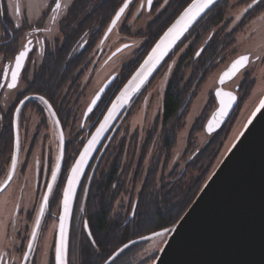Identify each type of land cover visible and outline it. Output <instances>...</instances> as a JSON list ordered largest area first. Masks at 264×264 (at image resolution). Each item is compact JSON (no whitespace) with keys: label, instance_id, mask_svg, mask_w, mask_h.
Masks as SVG:
<instances>
[{"label":"flooded vegetation","instance_id":"flooded-vegetation-1","mask_svg":"<svg viewBox=\"0 0 264 264\" xmlns=\"http://www.w3.org/2000/svg\"><path fill=\"white\" fill-rule=\"evenodd\" d=\"M110 1L111 0H61L62 7L59 13H51L50 9L42 10L49 12L50 15L44 16L42 20L34 21L33 24H29L27 19L30 15L27 14V9L22 4V0H0V13H6V15H0V83H5V81L11 82V71L15 68V56L19 51L23 50L24 45L27 44V47L31 49L25 59L24 67L20 70L17 87L13 89H9L7 86L0 88V184L6 179L8 172L12 168L11 157L13 154H15L17 161L14 176H19V180L22 181L30 163L33 164L34 175L32 188L29 193L25 199L19 196L20 198L14 206L15 210L11 218L15 221V231L13 232L11 229L5 228L6 236L4 229V234L3 236L1 235V240H3L5 244L0 245V255H4L5 258L8 259L9 264H21L23 251L27 250L26 246L31 234V227L34 226L33 221L35 219L34 215H36L38 210L37 205L41 200V195L46 188V181L50 175L49 172L52 167V163L50 162L51 151L49 149L51 144V126L55 127V129L57 127L60 136L61 133L64 136L63 146H61V148L63 147V159L61 160V168L58 173L57 182L49 198L48 210L41 218L38 237L37 240L34 241L37 249L31 255L33 256L35 264H50L42 250L39 249L40 238L49 225L50 220L54 217H52V215H56L53 214L52 210L58 207L56 206V202H59L61 199L62 187L64 186L68 174L67 172L72 161L77 156L78 150L85 143L88 135L93 131L95 125L98 124L108 103L125 82H121L125 76L121 75L122 69L129 61L134 60L150 42L149 38L151 34H145L148 25L162 14L161 19L165 21L168 20V3L169 1L175 3V0H168L167 3H165V0H152V5L149 6L147 0H132L129 8L126 9L115 27L103 40L106 33L105 31L116 12L112 16L109 15L110 18L107 21L108 23L107 25L105 24L104 27H102V20L105 16L99 13L104 5L110 4ZM46 2L51 4L52 0H46ZM250 2L251 0H240L237 4L242 3L243 5H247ZM16 3L22 5L19 17L13 15L11 7ZM123 3L124 1L118 5L115 11ZM142 4L143 6H141ZM235 5L236 4L231 1L232 9L228 14L223 16L221 21L212 26V32L215 33V35L213 34V39L216 40L215 36L220 39V41L216 40L215 46L222 47L223 49L219 57H213L215 60L214 62L218 63L216 66L224 64L227 58L234 53V45L236 43L235 36L238 32L243 31L247 24L264 11V4H261L249 14L241 17L240 20H236L237 16L230 15ZM154 10H156V13L151 17L150 22H148L146 26L138 28V26H136L137 20L143 14H153ZM51 15H55L56 20L53 21L50 18ZM121 21L122 26L117 27ZM16 25H20V27L17 28ZM34 26H46L49 31H37L33 33L32 28ZM91 28H94V30L90 31ZM199 28V32L204 30L202 26ZM114 29H117L119 44H117L116 47H112L109 51L108 49L105 50L104 46L106 41L109 39ZM234 29H236L235 33ZM212 32L209 37L212 35ZM201 37L203 40L206 39L204 44L208 42L209 37L206 38L203 34ZM28 41H31V43L28 44ZM122 45L131 47L134 53L133 56L128 62L122 65L117 73L110 74L107 79L114 76L113 82L109 85L110 87L102 96V99L95 109L85 117L87 106L107 80L97 88L88 102L82 106L81 95L89 92L87 89L88 79L84 82V78L89 72L92 74L93 72L101 71L110 59L123 51L120 50L116 55H113ZM200 47L201 45L198 47L199 52L202 51ZM173 56L174 54L172 53L163 61L157 73H162L164 67L168 68L169 64L172 63ZM213 58H209L206 64L211 65ZM246 72H249V70L246 69L244 74ZM218 87H220L219 83L216 88ZM221 88L223 89V84ZM145 89H147V87L142 88L140 92L143 93ZM238 90L239 86L237 85L236 91L232 92L237 94V102L239 104L240 96H238ZM139 94L140 93H138V95ZM25 96L30 97V99L26 100L24 104L21 105L20 101L23 100ZM40 96L48 102V105H51V109L39 99H36V97ZM212 97L214 100L213 102L216 103L215 92ZM134 100L135 99H133V101ZM17 107L20 108L19 113L16 112ZM53 113H55V115H53ZM57 121L59 122L58 124ZM13 122H15V124ZM74 131V137L69 139L70 133L73 134ZM17 136L19 137L18 149L16 146ZM67 143H71V145L75 143V145L71 146H76V148H74L75 150H73L74 154H72V157L68 155L67 149L69 147ZM193 156L194 155L191 157L193 158ZM96 158L97 155L95 154L92 161H95ZM92 165L93 162L89 164L80 184L79 191L77 192V203L75 202L76 204L72 213V229L80 230L79 224L81 220L83 225L86 220L83 218V215H79L80 213L78 214L81 209L79 199L85 190L86 180L88 179ZM43 179H45V181L42 183ZM117 180L115 182H117ZM119 182L118 180L116 185ZM169 183L170 186L174 185L173 182ZM24 188L25 185L21 184V195L23 194ZM1 192L2 191H0V193ZM120 197H122V195H120ZM134 212L135 209H132L128 219H124V224L131 221L132 224L135 225L136 223L139 225V219L135 218ZM111 213L115 215L114 218L120 215L121 219L123 218L122 214L118 211H113ZM118 219L119 218L115 221L113 220V225ZM11 224L13 223L11 222ZM123 226L116 227L118 228L116 231L122 232L121 229ZM150 233L152 232H147L146 235ZM144 236H137L136 238L138 239ZM142 242H144L143 244L146 247L151 245V255L153 256L156 245L155 238H148ZM77 244V239H74V242L71 241L69 245V248H71L68 251L69 264L73 263L74 253L79 251L76 249ZM84 244L85 242L81 238L79 245L82 246ZM99 245L95 247L96 250L99 248L101 249ZM140 245L139 252L137 253L139 256L138 264H143L145 256H141L143 255L141 248H143L144 245H142V243ZM0 264H3V260H0Z\"/></svg>","mask_w":264,"mask_h":264},{"label":"rangeland","instance_id":"rangeland-1","mask_svg":"<svg viewBox=\"0 0 264 264\" xmlns=\"http://www.w3.org/2000/svg\"><path fill=\"white\" fill-rule=\"evenodd\" d=\"M232 1L236 5L234 6L233 11L230 13V15L238 16L240 12L243 10V8L246 7V5H243L242 3L237 4V2L240 0H232ZM29 2L30 0H22V4L27 9V14L35 16L37 11L40 10L39 9L40 0H31L33 4L31 9H29V7L27 6ZM172 3L173 2L169 1L168 6L170 7ZM155 11L156 10H154L153 14L152 13L143 14L137 20L136 26H138V28H140L141 26H146L148 22H150L151 17L154 16V14L156 13ZM259 15L260 14H258V16ZM129 21L132 22L131 20ZM253 21L247 24L244 30L238 32V34L235 36L236 38V43L234 45L235 50L234 53L227 58V61L224 64L215 66L213 69H210L200 80L201 83L199 84L198 88L195 89L197 84L193 86L192 91L195 89L193 95L192 93H186L180 99L182 108L179 111V113H183L184 115L182 119L183 124L180 125L179 129L176 132L173 148L169 151L162 152L163 150L161 148V144L163 141V137L166 135L165 132L166 126L161 125L162 100L165 95L164 93L166 92L167 87L170 84L169 82L171 81V78H173V75L177 71L178 65L181 64L182 60L187 55L188 43H185L184 45L181 46V48L179 47L177 50H175V53H173L174 54L173 60L171 61L172 63L169 64L171 65V67L169 66L168 68L164 67L162 73L156 72V74L150 78V83L146 86L147 89H145L143 93L140 92L139 95L137 94V96L134 98L135 100L132 102L133 104L132 103L129 104L126 113H123L120 116V119L115 123L116 125L114 127L112 126L113 128L111 127L112 130L109 131L108 133L109 137L104 138L101 144L99 145V147L97 148L95 153L97 155V158L94 161L88 179L86 180V186L84 190L85 193L83 192V195L80 196L79 199L80 205L87 198V194L92 184L90 181L92 180L94 175L98 179L104 178L106 175L110 174L112 168L114 167H116V170H119L120 172L124 173L121 175L122 177H119L118 175L115 179L117 178L126 179V177L127 179H131L134 176L138 178V180H140L147 174V172H149L155 166H158L159 170L156 173L157 179L164 180L166 182L164 185V187L166 188L165 190L163 187H160L162 188L159 191V194L161 196L162 193L165 192L166 190L170 191L169 182H173L174 185L178 183L179 185L176 186H180V184H182V188H186L187 186L190 185L191 176L197 178L200 172L198 171V168L195 169L194 166L191 167L190 164L193 161H195V154L199 150L206 147L205 146L206 143L212 137V135H209L210 133L205 131V122L209 118L208 114L211 115V113L213 112V110L217 105L216 103L213 102L214 100L212 101L211 98H213L212 97L214 93L213 91L218 85V80L222 72L225 71L224 69L236 57L249 54L250 52H258L260 51L261 48H264V21L257 20L256 23H253ZM119 26L120 27L122 26V21L119 22L117 27ZM112 32L113 33L109 36V39L106 41V44L104 46L105 50L108 49V51L112 47H116V45L119 44L117 29H114ZM124 48L125 49H122L123 51L119 52L115 57L110 59L107 62V65L103 67L101 71L93 72L92 74L89 72L86 75V77L84 78V82H86V80L88 79L87 89L89 90V92L81 95L82 106H84L88 102L89 98H91V96L95 93L97 88L100 87V85L107 80L110 74L117 73L118 70L122 67V65L131 59V57L134 54L132 48L131 47H124ZM193 68L195 67H193L192 64L190 63V66L185 72L186 75H188L187 73H189V75L193 76V74L196 72L193 70ZM247 70L252 72V75L250 76L253 77L254 83H251V85H249L250 87L249 90L238 94V96H240L239 104L237 105V108L235 109L233 116L226 123L227 125L225 127L224 138L223 141L218 146L219 149L217 150V154L214 155L215 159L210 163L209 166H208L209 161L204 165L205 170L208 168V172L205 176L206 178L205 181L208 179L207 178L208 175H210V173L216 168L218 163L224 157L223 155L227 152L228 148L231 146L233 141L238 137L239 135L238 133L245 125V122L247 121L248 117L251 115L254 108L257 106L260 97L264 95V61H260L252 64L250 67L247 68ZM245 71L246 70H242V73L244 74ZM243 74H237L236 77L227 81L225 84H223V89L229 91L230 90L236 91L237 85L238 86L242 85ZM107 109H108V105L104 109V112ZM194 126H196L198 129L194 128ZM50 131H51L50 132L51 144L49 149L51 151L50 162L52 163V167H51L52 169L53 167H55L57 157L61 155V141H60V132L58 131L57 127L55 129V127L51 126ZM74 135H75V131L73 132V134L70 133L69 139H72ZM72 145H75V143ZM72 145L70 143V146L68 147H71ZM143 147L147 149L146 153H143V149H142ZM192 155H194L193 158L191 157ZM140 162L142 165H140ZM97 164L98 166H100V169H96L98 167ZM29 165L30 166H28L29 168L26 170L22 181L19 180V176H14L13 174V178L9 182L7 189L0 193V245L5 244L3 240H1L5 228L11 229V231L13 232L15 231L14 229L15 226L11 224V222H13L14 219H12L11 217L13 216V211L15 210L14 206L16 202L21 196L24 197L25 199L30 189L32 188L33 176H34L33 164L30 163ZM51 169L47 181H51L52 179ZM11 170L12 168L10 169V171ZM84 176L85 174L83 175L80 184ZM6 179H4L2 183ZM44 181L45 179H43L42 183ZM21 184L25 185L22 195L20 193ZM46 190L47 188H45L44 192L41 195L42 196L41 200L38 202L37 205L38 210L36 215H34L35 219L39 214V206ZM136 190L137 188H134V191L132 192L131 190L129 191L127 187V189L125 190L126 193L120 199L115 201V204L112 207V211L119 212L125 210L124 212H127V206L128 204H132L131 203L132 195L134 196ZM56 204H57L56 206L58 207H56L55 210H52L53 214L56 215H52V217L53 216L54 217L50 220L49 225L46 227V230L41 236L40 238L41 241L39 245V249L42 250L48 262H51L53 260V254H54L53 247L55 243L54 237L57 229L56 227L57 220L55 216L58 215L57 211L60 209L59 206L60 201L57 202ZM82 208L83 206L81 207V209ZM81 209L79 210L80 213H81ZM35 219L33 221V224H35ZM5 236H6V230H5ZM166 237L167 234L163 236L154 237L156 242L154 251L156 253L153 252L154 253L153 256L151 254L145 255V260L143 261V264L153 263V261L157 257V253L159 249L162 247L163 242L166 240ZM150 246L151 245L147 247L149 248L148 252H151ZM143 255H144V250H143Z\"/></svg>","mask_w":264,"mask_h":264},{"label":"trees","instance_id":"trees-1","mask_svg":"<svg viewBox=\"0 0 264 264\" xmlns=\"http://www.w3.org/2000/svg\"><path fill=\"white\" fill-rule=\"evenodd\" d=\"M122 1L124 0H111L110 4L104 5V7L100 10L99 14L105 16L102 20V27H104L105 24L107 25V21L110 18L109 15L112 16L116 12L115 9L122 3ZM190 1L191 0H175V3L173 2L170 7H168V20H162V14L160 17H158L148 25V28L145 30V34H151V37L149 38L150 42L134 60L129 61L124 66L121 71V75L125 76L121 82L125 81L128 78L130 73L139 65L140 60L148 53L147 51L156 42L159 36L165 31L166 27L169 26L174 18L179 15V13L184 9L186 5L189 4ZM231 1L232 0H218L214 5H212L211 9L201 16V19L191 27V30L188 32V34H186L181 39L180 43L170 53L171 55L179 47L181 48L182 45L188 43L187 55L182 60L181 64L178 65L177 71L173 75V78H171V81L169 82L170 84L168 85L162 100L161 125L166 126V135L163 137V141L161 144V148L163 150L162 152L169 151L173 148L176 132L179 129L180 125L183 124L182 119L184 115L183 113H179L182 108L180 99L186 93H192L193 95L195 89L198 88L199 84L201 83L200 80L203 78V76L218 64L214 62L215 60L213 57H219V55L223 52V49L222 47L215 46L216 40L220 41V39L217 36H215L216 40L213 39L215 33L212 32V26H214L215 23L221 21L223 16L228 14V12L232 9ZM201 26L204 28V30L202 32H199L198 30ZM93 30L94 28L90 29V31ZM211 32L212 35L209 37ZM235 32L236 29H234V33ZM202 34L206 38L209 37L208 42L205 44L204 42L206 41V39H202ZM200 45L202 51L199 52L198 47ZM198 52L200 53V55H197ZM209 58H213L211 65L206 64V62L209 61ZM190 63L193 67H195L193 68V70L196 71L193 76L189 75V73H187L188 75H186L185 73L190 66ZM250 75H252V72L250 71L243 74V82L242 85H239V93L249 90V85H251V83H254V79ZM195 84L197 85L192 91V88ZM211 99L213 101V98ZM115 125L116 124H114L113 127ZM226 125L227 124H224L222 127L217 129L216 132L210 133L209 135H212V137L206 143V147L199 150L195 154V161H193L190 166H194L195 169L198 168V171L200 173L198 174L197 178L191 176L190 185L186 188H182V184H180V186H176L179 185L178 183H176V185L169 187L170 191L166 190L162 193L161 196L159 194V191L162 188L160 187H163L165 190L166 188L164 187V185L166 182L164 180L157 179L156 173L159 170L158 166H155L153 169L147 172V174L140 180H138V178L134 176L131 179H127V177L126 179L117 178L121 182H119L117 185L116 183L118 182V180L115 178L118 175L119 177H122L121 175L124 173L116 170V167L112 169L113 172L111 171L110 174L106 175L104 178L98 179L94 175V177L90 181L92 184L90 186V190L87 194L86 200L83 203L80 202L81 207L83 206V208L81 209V213L78 212V214L80 213L79 215H83V218L87 220L85 221L88 224L89 231L92 233L93 239L97 242V245L100 244L99 246L101 247V249L99 248L98 250H96L90 244V241L87 239L88 235L84 231L82 220L79 224L80 230L72 229L70 222V230L68 234V251L71 249L69 248V245L71 244V241L74 242V239H77L78 241L76 249L79 250L78 252L74 253L75 256L73 258L72 264H102L105 259H108V257L110 255H113L116 250H118L120 247H123L130 241L131 244L128 245V248L124 249L123 253H120L118 255V258L115 259V264H138L139 256L137 255V253L139 252L141 246L140 244L142 243V245H144V242L136 241V243H132V241H134L133 239L136 240L137 236H144L147 232H156L157 230L170 228L185 212V210L188 208V205L193 201L194 197L200 190V187L205 182V176L208 172V168L205 170L204 165L209 161V166L210 163L215 159L214 155L217 154V150L219 149L218 146L223 141ZM194 128L197 127L194 126ZM106 137L109 136L107 135ZM67 146H70V143H67ZM74 148H76V146L69 147L67 149L68 155L71 157L73 154V150H75ZM142 149L143 153L147 152V149H145V147H143ZM92 162L94 163V161ZM140 165H142L141 162ZM96 169H100V166H98ZM116 180L117 182H115ZM127 187L129 191L131 190L132 192L134 191V188H137L134 196L131 194L132 204H128L127 212H124L125 210L119 211V213L123 216L122 219L121 215L114 218L115 215H112L111 213L113 212L112 207L115 204V201L121 198L120 195L123 196L126 193L125 190L127 189ZM77 197L75 199V202L77 200ZM132 209H135V218L139 219V225H137L136 223L134 225L131 223V221H129L127 224H124V219H128ZM72 218L73 216L71 217V221ZM117 218H119L118 221L113 225V220L115 221ZM118 226H123V228L121 229L122 232L116 231V229H118L116 227ZM81 238L85 242V244L82 246L79 245V243L81 242ZM144 247L146 246L144 245ZM144 247L141 248L142 251L144 250V255H141L143 257L147 254H151V252H148L149 248ZM144 260L145 258L143 259V261ZM108 264H112V261H110Z\"/></svg>","mask_w":264,"mask_h":264},{"label":"water","instance_id":"water-1","mask_svg":"<svg viewBox=\"0 0 264 264\" xmlns=\"http://www.w3.org/2000/svg\"><path fill=\"white\" fill-rule=\"evenodd\" d=\"M217 1L218 0H216V2ZM190 3H192V0L189 4ZM123 4L121 6H123ZM187 6L188 5H186L184 9ZM211 7L205 10V13L210 10ZM119 8L116 12L119 11ZM184 9L176 18H174L149 49L147 55L139 62V65L133 70L123 86L115 94V97L108 104V109L112 107L114 102H116V97L120 95L124 85L132 79V76L136 73L140 64L147 59L149 53L156 44L161 41V38L164 37V34L168 29L177 22ZM203 14H201V16ZM114 18L115 15L112 20ZM200 19L201 17H199L192 26H194ZM112 20L105 31L106 33L103 40L110 33L109 28L111 27L112 30L115 27L112 25ZM191 27L183 36H181L180 40L173 45L172 49L168 52V55L164 57V60L180 43L181 39L188 34ZM124 47L125 46L119 47V51ZM117 52L118 51L114 52L113 55H116ZM164 60L160 62L157 70L160 68ZM231 63L224 69V72L228 70ZM157 70L153 73V76L156 74ZM224 72H222V74ZM113 79L114 76L107 79L97 91V93H100L101 99L107 92ZM219 85L220 87L216 88L214 91L217 106L205 123V131L208 133L216 132L217 129L222 127L232 116L238 104L237 97V100L232 103V107L228 109V115L220 120L219 126H214L213 131L209 132L207 126L209 121L213 120L214 115L221 108V100L223 99L225 103L228 102L229 98L223 94L233 93L237 96L235 92L222 89V84L219 83ZM102 88L105 89L104 92H100ZM217 89L221 92L220 96H217ZM97 93L93 96V99L96 98ZM92 100L89 105H91ZM99 102L100 101H98V103ZM89 105L87 106L85 117L90 113L88 111ZM96 106H93V110ZM128 107L129 105L122 108L116 114L117 118L110 123L108 129L101 136L100 141L93 148L91 155L88 157L87 163L84 165L83 172L80 174L79 180L75 185V191L71 199L70 214L65 221L68 240L69 226L72 217L71 214L74 207L73 203L80 187V181L85 174L84 172L90 163L89 161L95 155L97 148L111 130L110 128L120 119V116L123 113H126ZM108 109L100 117L101 119L98 121V124L88 135L82 147L78 150L79 152L68 170V175L70 174L72 166L76 163V160L79 159L80 153L84 151L85 146L88 144L89 140L92 139L97 128L100 127ZM246 124H248V119L245 125ZM245 125L238 133V137L223 155L224 157L218 163L216 168L210 173V175H208V179L202 184L197 195L188 205L185 212L178 218L173 226L167 228L168 231L165 233L167 234L166 240L163 242L162 247L157 253V257L152 264H264V110L258 113L255 117H252V123L248 124V127H245ZM67 177L64 182V187L67 185ZM63 189L61 192L59 213L55 216L57 220L55 239L58 237L60 230V214L63 211ZM163 230L164 229L157 230L156 232L147 234L144 237L132 241V243L157 237L154 233ZM126 244H131V241ZM123 247L116 250L114 254L118 253ZM109 262L110 261H108V263Z\"/></svg>","mask_w":264,"mask_h":264},{"label":"snow or ice","instance_id":"snow-or-ice-1","mask_svg":"<svg viewBox=\"0 0 264 264\" xmlns=\"http://www.w3.org/2000/svg\"><path fill=\"white\" fill-rule=\"evenodd\" d=\"M168 0H165L167 3ZM131 0H124L123 6L119 8V11L116 12L115 18L112 20V25L115 26L117 21L120 20L122 14L126 9L129 8ZM216 3V0H192V3L188 4V6L181 13L179 19L175 24L172 25L171 28L164 34V37L161 38V41L156 44V46L149 53L147 59L144 60L140 67L137 69L136 73L132 76V79L128 81L127 84L124 85V88L121 90L120 95L116 97V102L113 103L112 107H110L107 111V114L104 116L103 121L100 124V127L97 128L95 134H93L92 139L89 140L88 144L85 146L83 152L80 153L79 159L76 160V163L72 166L70 170V174L67 177V185L63 189V200L62 206L63 211L60 214V230L59 235L55 239L54 244V254L53 260L50 264H69L68 262V239H67V229L65 225V221L70 214L71 207V199L75 191V185L79 180L80 174L83 172L84 165L87 163L88 157L91 155V152L95 145L100 141L101 136L108 129L110 123L117 118V113L122 109L127 107L129 104L133 102L134 97L140 93L141 89L146 87L147 84L150 83V77L153 76V73L157 70L160 62L164 60V57L168 55V52L172 49L173 45L176 44L178 40H180L181 36L184 35L185 32L197 21L201 14L205 13V10L209 9L212 5ZM147 4L149 6L152 5V0H147ZM261 4H264V0H251L250 3L243 8L240 14L236 17V20H240L241 17L249 14L253 9L258 8ZM29 9L32 8L33 4L30 0L27 5ZM143 6V4L141 5ZM163 6V5H162ZM13 15L19 17L21 14L22 5L19 3L13 4L12 6ZM62 4L61 0H52V3L49 4L46 0H40L39 9L35 16L30 15L27 19L29 24H33L34 21L42 20L44 16L50 15L47 11H42L45 9H50L51 13H59L61 10ZM0 15H6V13H0ZM50 18L54 21L56 20L55 15H51ZM257 20L264 21V12L260 13L258 17L255 18L253 23H256ZM17 28L20 25H16ZM37 31H49V29L45 27L34 26L32 28V32ZM111 31V27L109 28ZM31 41H28L30 44ZM125 47H128L125 45ZM31 49L27 47V44L24 45L23 50L19 51V53L15 56V68L11 71V82L5 81V83H0V88L7 86L9 89H13L17 87V80L20 76V70L24 67V62L26 57L28 56ZM119 51V49H117ZM197 55H200L198 52ZM264 61V48H261L258 52H250L246 55H241L234 61H232L230 67L226 72H224L220 78L219 83L225 84L226 81L231 80L233 77H236L237 74H243L242 70H246L252 64ZM171 67V65H169ZM105 89H101L100 92H104ZM151 95V94H150ZM221 92L217 89V96H220ZM223 95L227 96L228 102L225 103L224 100H221V108L214 115L213 120L209 121L207 126V130L209 132L213 131L214 126H219L220 120H222L225 116L228 115V109L232 107V103L237 100V96L233 93H224ZM30 97L25 96L23 100L20 101V104L23 105L26 100H29ZM45 105L51 109V105H48V102L44 100L42 96L36 97ZM101 96L100 93H97L96 98L92 100L91 105H89L88 111H93V106L98 105V101H100ZM264 110V96H261L259 99V103L255 107V110L251 113V116L248 118V124L252 123V117H255L258 113ZM16 112H20V108H16ZM55 115V113H53ZM15 124V122H13ZM59 122L57 121V124ZM248 124L245 127H248ZM61 146H63L64 136L61 133L60 136ZM17 149L19 148V137L16 139ZM12 170L8 172L7 179L0 184V191H5L9 182L13 178V174L16 168V156L12 155ZM63 159V147L61 148V155L57 157L55 167L51 169V181H46V188L42 201L39 206V214L35 219V224L32 228L30 237L27 242V250L23 251V257L21 260V264H35L33 256L31 255L37 249L34 241L37 240L40 225H41V217L48 210L49 198L53 193L54 185L58 178V173L61 168V160ZM13 226H15V221L12 222ZM84 231L88 233L87 239L91 242V245L95 248L97 246V242L93 239L92 233L88 231L87 222L83 225ZM168 231V229H164L161 232L154 233L157 236H163ZM128 248V245L125 244L123 248L119 250L118 253L110 255L107 260L103 262V264H108V261H112V264H115V259L118 258L120 253H123L124 249ZM0 260H3V264H9L8 259L5 258L4 255H0Z\"/></svg>","mask_w":264,"mask_h":264},{"label":"bare ground","instance_id":"bare-ground-1","mask_svg":"<svg viewBox=\"0 0 264 264\" xmlns=\"http://www.w3.org/2000/svg\"><path fill=\"white\" fill-rule=\"evenodd\" d=\"M259 103V102H258ZM255 109V108H254ZM246 123V122H245Z\"/></svg>","mask_w":264,"mask_h":264}]
</instances>
